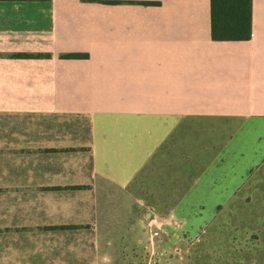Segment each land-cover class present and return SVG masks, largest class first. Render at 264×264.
<instances>
[{"label": "crops", "instance_id": "obj_1", "mask_svg": "<svg viewBox=\"0 0 264 264\" xmlns=\"http://www.w3.org/2000/svg\"><path fill=\"white\" fill-rule=\"evenodd\" d=\"M0 113L88 119L77 143L72 129L12 139L31 160L35 228L91 231L83 264L172 263L123 253L148 243L136 179L188 119L264 120V0L245 40L212 38L211 0H0Z\"/></svg>", "mask_w": 264, "mask_h": 264}, {"label": "rangeland", "instance_id": "obj_2", "mask_svg": "<svg viewBox=\"0 0 264 264\" xmlns=\"http://www.w3.org/2000/svg\"><path fill=\"white\" fill-rule=\"evenodd\" d=\"M185 126L136 179L148 243L123 253L176 255L162 264H264V120L210 117ZM38 127L72 129L76 143L88 135L86 117L0 113V264H83L81 256L95 252L91 231L35 228L37 188L25 178L31 160L12 139L35 147ZM19 129H29L28 139Z\"/></svg>", "mask_w": 264, "mask_h": 264}, {"label": "trees", "instance_id": "obj_3", "mask_svg": "<svg viewBox=\"0 0 264 264\" xmlns=\"http://www.w3.org/2000/svg\"><path fill=\"white\" fill-rule=\"evenodd\" d=\"M214 40H245L252 36V0H211ZM32 56V54H26ZM68 57L80 54H68ZM75 188H80L76 186ZM65 227V226H62Z\"/></svg>", "mask_w": 264, "mask_h": 264}, {"label": "built area", "instance_id": "obj_4", "mask_svg": "<svg viewBox=\"0 0 264 264\" xmlns=\"http://www.w3.org/2000/svg\"><path fill=\"white\" fill-rule=\"evenodd\" d=\"M155 234H158V231H155Z\"/></svg>", "mask_w": 264, "mask_h": 264}]
</instances>
